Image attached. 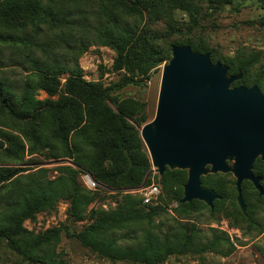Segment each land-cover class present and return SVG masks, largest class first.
<instances>
[{
  "label": "rangeland",
  "instance_id": "rangeland-1",
  "mask_svg": "<svg viewBox=\"0 0 264 264\" xmlns=\"http://www.w3.org/2000/svg\"><path fill=\"white\" fill-rule=\"evenodd\" d=\"M71 2L83 4L85 16L89 21L94 22V19H97L94 11L99 6L98 0H71ZM198 3L199 11H196L193 5L189 10L179 7L166 17L158 19H152L145 12L138 14L128 8V5L115 13L128 24L155 33L158 37L157 43L161 47L191 39L203 43L223 61L231 60L235 64H245L247 73L243 79L245 83L243 86L256 85L264 92V84L253 83L254 80L264 76V0H234L232 4L217 7L208 4L206 0H199ZM3 31L0 28V32ZM54 42L55 50L51 56L59 65H64L67 71L58 77L61 85L53 95L37 89L33 94L36 102L60 98L63 95L62 84L70 74H78L87 82L100 83L103 88L119 84L126 75L123 69L114 68L118 55L107 44L89 38L85 40L88 44L86 50L80 51L81 48L74 43L73 38L68 39L66 46L58 42L57 38ZM162 65L144 75H135V79L140 80L141 83L113 87L114 89L110 91L111 99L128 113L124 119L140 139V129L150 122L155 114ZM28 74L29 72L20 67L9 66L0 69V78L13 80L16 92L21 90L22 81L26 78L35 80L34 75L27 76ZM87 104L77 99L79 116L76 114L79 125L76 129L69 130L66 135L63 133L61 139L55 137L56 128L54 129L53 124L56 117L53 114H44L37 124H33L29 119H10L7 115L0 114V142H2L0 166L29 168L16 175L18 177L15 176L16 178L0 185V211L4 199L17 201L16 197L35 180L43 182L64 179V196L58 198L51 207L39 210L33 214V217L22 221L21 227L29 234L12 240L17 243L15 244L20 248V252L13 249L10 241L0 239V264H40L30 259L34 255L44 256L45 264H136L104 258L84 246L79 238L85 228L94 222L97 215L112 213L125 205V202L137 209L147 210L139 200L140 187L121 185L116 189H108L98 184L96 189L86 188L84 177L89 175L92 178V176L82 170L83 167L76 165L74 152L76 149H81L84 154L82 162L86 165H96V154L93 146L90 145L96 138L97 143H101L110 135L106 132V127H99L98 121L90 118L96 116L97 105L92 107L90 113ZM104 108L112 113H118L116 106L110 100H106L98 110ZM142 119L144 122L141 121ZM62 122L68 125V115L63 116ZM7 137H13L16 142L23 145L24 153L19 164L14 163L13 157L6 156L8 154L4 152L8 148V143L5 141ZM30 149L31 153H29ZM69 150L73 155L66 154ZM142 151L149 157L143 142ZM66 166L77 171L78 186L89 192L90 199L78 192L80 206L77 214H73L71 208V184L64 178L70 177V174L62 169ZM102 166L106 171L114 168L109 161H103ZM252 172L262 176L261 185L264 189V161L256 159ZM218 174L212 179L216 184L223 186L226 195L224 200L220 203L214 202L213 209L198 201L188 209H180L179 203L171 198L167 185L162 184L161 177L157 173H151L143 186L152 182L160 186V202L165 212L151 221L140 219L127 222L113 229L109 233L110 237L116 239V246L137 247L149 236L177 235L183 230H189L196 233L195 245L204 246L213 240L214 236L223 237L225 240H220L217 246L202 252L195 250L169 256L162 264H264V197H257L250 182L242 183V196L246 211L250 214L247 220L243 219L238 214L239 208L235 202L233 176L230 173ZM17 178L19 180L14 182ZM63 226L67 227V231L61 230ZM58 229L60 231L57 234L48 235L47 240L41 241L43 233Z\"/></svg>",
  "mask_w": 264,
  "mask_h": 264
},
{
  "label": "trees",
  "instance_id": "trees-1",
  "mask_svg": "<svg viewBox=\"0 0 264 264\" xmlns=\"http://www.w3.org/2000/svg\"><path fill=\"white\" fill-rule=\"evenodd\" d=\"M198 1L98 0L99 6L94 11V16L97 19L91 22L85 16L83 4L71 2V0H0V28L4 30L0 32V69L9 66L20 67L29 72L27 76L34 75L36 77L34 81L28 78L23 80L19 92L15 91L13 80L0 78V114H5L10 119H29L33 124L39 123V119L44 114H53L56 117L55 124H53L54 129L56 128L55 137L61 139L63 133L66 135L69 130L76 129L79 125L77 99L88 103L87 107L90 109V113L92 107L97 105L96 116L90 118L97 120L99 127H106L105 130L110 135L108 134L107 139L101 143H97L98 139L96 138L90 145L93 146L96 154V165H86L82 162L84 154L81 149H76L74 152L76 155L74 162L83 167L81 169L89 173L94 181L110 189H116L121 185L140 187L144 176L150 171V159L142 151L141 139L135 135L133 129L124 119L128 113L111 99L110 91L114 89L113 87L141 83L140 80L135 79V75H144L151 69L167 62L170 58V48L173 45L189 46L192 51L208 53L213 63L219 61L227 66L230 75L241 74V77L232 83V87L245 84L243 79L247 73V66L242 63L235 64L231 60L223 61L203 43L191 39L161 47L157 43L158 37L155 33L139 29L137 25L128 24L115 11L128 5V8L138 14L145 12L152 19H158L166 17L172 10L179 7L189 10V7L193 5L195 10L199 11ZM233 1L206 0L208 4L216 5L215 7L232 4ZM56 38L64 46L68 45V39L73 38L74 43L81 48L80 51L86 50L88 44L85 43V40L89 38L111 46L118 55L114 62V68L123 69L126 73L125 77L119 84L103 88L100 83L87 82L78 74H70L62 84L63 95L60 98L57 100L47 99L44 102L34 101L33 94L37 89H42L53 95L61 85L58 77L67 71L64 65H59L51 56L55 50L54 41ZM253 83L264 84V76L254 80ZM106 100H110L116 106L118 113H112L106 108L98 110ZM66 115H68V125L62 122L63 116ZM141 121L144 122V119ZM5 141L8 143V148L4 151L8 154L6 156L13 157V162L19 164L24 153L23 145L16 142L13 137H7ZM0 148H2V142H0ZM31 152L30 149L29 153ZM66 154L73 155L70 150ZM103 161L111 162L114 168L108 171L104 170ZM26 169L29 168L0 166V185L18 177L16 175ZM62 169L70 174L69 178H64L71 184V208L73 214H77L78 206H80L78 192L88 198L89 192L78 186L76 170L68 166ZM215 175L219 174L202 176L200 183L203 187L213 189L221 197L215 203H220L226 198V195L223 186L213 181L212 178ZM160 177L162 184L167 185L171 198L179 203L182 197V185L186 181V172L166 169ZM18 180L19 178L14 182ZM63 185V178L43 182L35 180L31 186L27 185L25 191L23 190L16 197L17 201L4 199L1 206L2 211H0V239L10 241L13 249L20 252L17 243L12 240L29 234L21 227L22 221L33 217V214L39 210L51 207L58 198L64 196ZM174 186L178 187L174 188ZM98 190L107 192L101 188ZM233 193L236 195L235 186ZM94 194L98 195V193ZM257 197L264 196L257 195ZM139 200L142 203L141 196ZM195 202L197 201L178 204V207L188 209ZM145 206L147 210L144 211L125 202V205L112 213L99 214L94 218V222L79 235V238L84 246L91 248L93 252L104 258L113 261H130L136 264H162L169 256L195 250L202 252L217 246L220 240H225L223 237L214 236L213 240L204 246H199L195 245L196 233L183 230L177 235L149 236L143 244L137 247L116 246V239L110 237L109 234L113 229L140 219L151 221L165 212L162 204ZM238 214L246 220L250 216L247 211L243 214L240 209ZM61 230L67 231V227L63 226ZM58 231L60 229L43 233L41 241L47 240L48 235L57 234ZM30 259L36 263L45 264L44 256L34 255Z\"/></svg>",
  "mask_w": 264,
  "mask_h": 264
},
{
  "label": "water",
  "instance_id": "water-1",
  "mask_svg": "<svg viewBox=\"0 0 264 264\" xmlns=\"http://www.w3.org/2000/svg\"><path fill=\"white\" fill-rule=\"evenodd\" d=\"M240 77L213 63L208 53L171 46L162 65L154 117L140 129L152 167L140 188L151 173L161 176L169 169L186 172L179 204L195 200L213 209L221 197L203 187L200 178L218 173L235 179L236 203L243 214V181L264 196L261 177L252 172L256 159L264 161V92L256 85L232 87Z\"/></svg>",
  "mask_w": 264,
  "mask_h": 264
},
{
  "label": "built area",
  "instance_id": "built-area-1",
  "mask_svg": "<svg viewBox=\"0 0 264 264\" xmlns=\"http://www.w3.org/2000/svg\"><path fill=\"white\" fill-rule=\"evenodd\" d=\"M83 182L88 189L93 190L98 187V183L89 175H85ZM160 193V186L153 182L139 189V194L144 205L156 206L161 204Z\"/></svg>",
  "mask_w": 264,
  "mask_h": 264
},
{
  "label": "flooded vegetation",
  "instance_id": "flooded-vegetation-1",
  "mask_svg": "<svg viewBox=\"0 0 264 264\" xmlns=\"http://www.w3.org/2000/svg\"><path fill=\"white\" fill-rule=\"evenodd\" d=\"M256 175V174H255ZM258 176H260V175H258ZM261 177V176H260ZM235 180V179H234ZM261 181H262V177H261ZM261 181H260V185H261ZM244 182V181H243ZM242 182V183H243ZM249 182V181H248ZM251 184V183H250ZM252 185V184H251ZM234 186H235V182H234ZM262 186V185H261ZM252 187H253V185H252ZM206 188V187H205ZM263 188V187H262ZM253 189H254V187H253ZM264 190V189H263ZM235 191H236V189H235ZM254 191H256L255 189H254ZM257 192V191H256ZM257 195H258V192H257ZM236 196H237V192H236ZM241 196H242V194H241ZM243 199V198H242ZM235 202H236V198H235ZM243 202H244V200H243ZM237 204V203H236ZM245 204V203H244ZM213 206H214V204H213ZM238 206V205H237ZM245 206H246V204H245ZM239 208V207H238ZM241 211V210H240Z\"/></svg>",
  "mask_w": 264,
  "mask_h": 264
}]
</instances>
